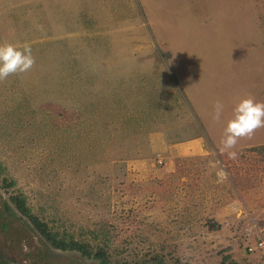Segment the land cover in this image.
<instances>
[{
    "label": "rangeland",
    "instance_id": "obj_1",
    "mask_svg": "<svg viewBox=\"0 0 264 264\" xmlns=\"http://www.w3.org/2000/svg\"><path fill=\"white\" fill-rule=\"evenodd\" d=\"M7 43L0 264H264V127L216 146L264 102V0H0Z\"/></svg>",
    "mask_w": 264,
    "mask_h": 264
},
{
    "label": "clouds",
    "instance_id": "obj_2",
    "mask_svg": "<svg viewBox=\"0 0 264 264\" xmlns=\"http://www.w3.org/2000/svg\"><path fill=\"white\" fill-rule=\"evenodd\" d=\"M34 64L31 47H19L11 43L0 44V80L14 73H24ZM223 104L217 101L214 106V118L218 119ZM264 127V102L249 96L242 98L233 108V116L227 121L222 139L223 149H233L241 137L251 136L256 129ZM229 158L237 156L235 151H227Z\"/></svg>",
    "mask_w": 264,
    "mask_h": 264
},
{
    "label": "trees",
    "instance_id": "obj_3",
    "mask_svg": "<svg viewBox=\"0 0 264 264\" xmlns=\"http://www.w3.org/2000/svg\"><path fill=\"white\" fill-rule=\"evenodd\" d=\"M13 202L16 205L17 210L29 217V219L31 220L32 224L34 225V227L40 232L41 235H43L47 240L51 241V243H54L57 247L60 248H68V247H75L81 250H84V247L72 242L69 244H65L63 241H57L56 240V236L53 233H50V231L47 228V225L43 222H41L37 217L32 216L28 210V208L25 206L24 201L18 197H14L13 198ZM94 256L98 257L100 259V263L101 264H108L107 258L105 256V254H103L102 252L96 253Z\"/></svg>",
    "mask_w": 264,
    "mask_h": 264
},
{
    "label": "crops",
    "instance_id": "obj_4",
    "mask_svg": "<svg viewBox=\"0 0 264 264\" xmlns=\"http://www.w3.org/2000/svg\"><path fill=\"white\" fill-rule=\"evenodd\" d=\"M171 55H172V53H171ZM171 57H172V56H171ZM170 63H171V67H173V66H172V59H171ZM173 70H174V73L176 74V75H175V78L177 79V81H178V83H179L181 89H182L183 92L185 93V91H184V89H183V86H182V83H181V80H180L181 77H180V75H178V73H177V70H178V69L176 70L175 68H173ZM178 71H179V70H178ZM187 91H188V90H187ZM188 92H189V91H188ZM189 93H190V92H189ZM185 95H187V94L185 93ZM187 96H188V95H187ZM185 97H186V96H185ZM186 98H187V97H186ZM187 99H188V98H187ZM206 131H207V130H206ZM208 133H209V132H208ZM211 140H212L213 143H215L213 139H211ZM215 144H216V143H215ZM243 144H244V143H243ZM243 144H237V145L234 146L233 149H229V150H234L235 148H239V147H241ZM216 146H217V148H218L219 150H222L223 147H224L223 145H221V144L219 145L218 143L216 144Z\"/></svg>",
    "mask_w": 264,
    "mask_h": 264
},
{
    "label": "built area",
    "instance_id": "obj_5",
    "mask_svg": "<svg viewBox=\"0 0 264 264\" xmlns=\"http://www.w3.org/2000/svg\"><path fill=\"white\" fill-rule=\"evenodd\" d=\"M258 245L261 247L263 244L259 243ZM248 250L251 251V250H253V248L249 247Z\"/></svg>",
    "mask_w": 264,
    "mask_h": 264
}]
</instances>
